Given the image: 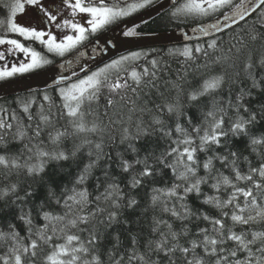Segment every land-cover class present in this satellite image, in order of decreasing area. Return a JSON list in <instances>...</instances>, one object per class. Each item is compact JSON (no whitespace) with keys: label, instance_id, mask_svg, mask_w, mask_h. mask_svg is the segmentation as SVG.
<instances>
[{"label":"snow or ice","instance_id":"1","mask_svg":"<svg viewBox=\"0 0 264 264\" xmlns=\"http://www.w3.org/2000/svg\"><path fill=\"white\" fill-rule=\"evenodd\" d=\"M0 7V81L64 70L55 97L0 109V264H264V0H172L163 13L160 0ZM147 9L194 35L181 28L180 47L87 66L140 36Z\"/></svg>","mask_w":264,"mask_h":264},{"label":"water","instance_id":"2","mask_svg":"<svg viewBox=\"0 0 264 264\" xmlns=\"http://www.w3.org/2000/svg\"><path fill=\"white\" fill-rule=\"evenodd\" d=\"M161 3H164V8L160 9V12L162 13L170 8L172 0H164ZM155 7H159V5H156ZM146 12H151V16L147 15ZM231 15H232V12L229 13V16ZM137 16L143 17L144 20H149L157 16V13L153 11L152 9H149ZM246 19H249V18L246 17ZM212 22H215V21H212ZM136 23H141L140 19H136ZM220 23L221 25H223L224 23L223 17L220 18ZM241 23H243V21L238 20V25H240ZM236 26L237 25H233L231 29L235 28ZM190 29L191 28H186L185 31H187L190 35H194V34H191ZM231 29H225L224 33ZM219 34L220 33H215L214 35L209 36V37H201L200 40L208 39V38L217 36ZM196 41L197 40L194 38L188 42L192 43ZM184 42L185 41L181 34V30L160 33V34L140 35L138 37L127 38L126 40H124L123 43H118L117 47L110 48L108 52H106L102 56H98L95 60H90L88 59V57H85L84 59L88 61L87 66L93 69L111 60L112 58L117 57L124 53L141 50V49H147V48L177 46V45H182ZM63 71L64 70L58 67V64H54L53 66L48 67L42 71L35 72L32 74L2 83L0 84V100L10 97V96L17 95V94L47 89L49 88V85L52 84L53 79L57 75L61 74ZM68 71L70 72L71 69H69Z\"/></svg>","mask_w":264,"mask_h":264},{"label":"trees","instance_id":"3","mask_svg":"<svg viewBox=\"0 0 264 264\" xmlns=\"http://www.w3.org/2000/svg\"><path fill=\"white\" fill-rule=\"evenodd\" d=\"M142 11H144V10H142ZM6 15H7L6 10L3 7H0V19H4L6 17ZM198 19H200V18H198ZM212 19H216V17H213ZM255 19H256V17L252 16L251 18L248 19V23L250 24ZM191 26H194V24L180 25V26H177L175 24H169V23H167L164 20H160L159 17L156 16V17L148 20L146 24L142 23L139 31L142 34H160V33L176 31V30H179L181 28H188V27H191ZM244 27H246V25L243 22V23H241L239 25V27L236 26L235 28L223 33V35L221 37V39L223 41V46L225 48H227L229 42L231 41V38L234 35H236L237 33H240L241 29L244 28ZM3 34L4 33L0 32V35H3ZM220 35H218V36H220ZM8 36H9V38H17L15 36V34H8ZM212 38H215V37H212ZM206 40L193 42L191 44L194 45V44H196L198 42L199 43H203ZM171 47H174V46H171ZM175 47H180V46H175ZM37 48H38V46H37ZM167 48H169V47H157V48H150V49L166 50ZM150 49H144V50H140V51H149ZM38 50H39V48H38ZM56 59L58 61L60 58H56ZM172 67H173V70H174L177 67V65L173 62ZM45 91H47L49 95H53L55 97V94L52 92L51 88L38 90V91H32V92H26V93L17 94V95L10 96V97H7V98H4V99L0 100V109H7V112L10 115L12 113V111L16 108L15 102H16L17 98L28 97V96L35 97L36 101H37V105H39V103L41 102L42 95H43V93ZM17 111H18V109H17ZM262 127H264V125H262ZM16 147H17L16 145H13V148H16ZM237 147H240L242 149L243 148V143L242 142H238L237 143ZM52 174H53V169L50 168L49 169V175H52ZM124 179L125 178L122 176L121 177V181L123 182ZM166 181L170 182V177H169V174H167V173L162 178H158V183L160 185H163ZM204 190L205 191H209L206 187H205ZM43 194H44L43 190L41 189L38 192V195H37V202L43 196ZM138 198L141 199V201H142L141 207H143V201L145 199L144 192H141L140 196ZM190 203L193 205L194 208L195 207H201V205H199V203L195 199V196H193L191 198ZM127 215H128L129 220L132 221L133 226L135 227L136 221H137V217L139 216V211L136 212V213H128ZM149 222H150V214H149V219L147 221L145 220L144 217H140V220H139L140 227L143 228L145 231H147V227H148V223ZM177 226H179V225H177ZM120 232H121L122 237H124L125 229H124L123 226H121ZM21 233L23 234V228L22 227H21ZM125 240H126V237H125Z\"/></svg>","mask_w":264,"mask_h":264},{"label":"rangeland","instance_id":"4","mask_svg":"<svg viewBox=\"0 0 264 264\" xmlns=\"http://www.w3.org/2000/svg\"><path fill=\"white\" fill-rule=\"evenodd\" d=\"M32 21V14L29 12L27 15H18V22L24 24ZM3 62H0L2 64Z\"/></svg>","mask_w":264,"mask_h":264}]
</instances>
